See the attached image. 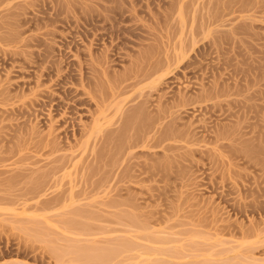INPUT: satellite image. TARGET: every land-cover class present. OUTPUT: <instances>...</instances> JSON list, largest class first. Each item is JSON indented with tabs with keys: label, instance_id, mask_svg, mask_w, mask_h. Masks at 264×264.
Instances as JSON below:
<instances>
[{
	"label": "rangeland",
	"instance_id": "obj_1",
	"mask_svg": "<svg viewBox=\"0 0 264 264\" xmlns=\"http://www.w3.org/2000/svg\"><path fill=\"white\" fill-rule=\"evenodd\" d=\"M97 1L0 0V264H264L263 0Z\"/></svg>",
	"mask_w": 264,
	"mask_h": 264
},
{
	"label": "bare ground",
	"instance_id": "obj_2",
	"mask_svg": "<svg viewBox=\"0 0 264 264\" xmlns=\"http://www.w3.org/2000/svg\"><path fill=\"white\" fill-rule=\"evenodd\" d=\"M98 1H99V0H98ZM98 1H97V2H98ZM102 1H103V0H102ZM233 1H234V0H233ZM251 1H252V0H251ZM255 1H256V2H258V1L260 2L261 0H255ZM255 1H254V2H255ZM78 2H79V1H78ZM263 2H264V0H263ZM207 3H208V2H207ZM72 4H73V3H72ZM227 4H228V3H227ZM56 5H57V4H56ZM60 5H61V4H60ZM233 5H234V4H233ZM255 5H257V3H256ZM228 6H230V4H229ZM228 6H227V7H228ZM61 7H62V6H61ZM69 7H70V6H69ZM227 7H226V8H227ZM236 7H237V6H236ZM239 7H240V6H239ZM244 7H245V4H244L243 8H244ZM248 7H249V6H248ZM73 8H74V7H73ZM233 8H234V7H233ZM233 8H231V9H233ZM6 9H7V8H6ZM25 9H26V8H25ZM56 9H57V8H56ZM68 9H69V8H68ZM101 9H102V8H101ZM181 9H182V7H181ZM224 9H225V8H224ZM63 10H65V9H63ZM113 10H114V9H113ZM233 10H234V9H233ZM65 11H66V10H65ZM163 11H164V10H163ZM229 11H230V10H229ZM60 12H61V11H60ZM183 13H184V11H183ZM213 13H214V12H213ZM217 13H218V12H217ZM82 14H83V13H82ZM99 14L101 15V13H99ZM179 14H180V18L184 16V14H183V16H182V10H180V13H179ZM89 15H90V14H89ZM89 15H88V16H89ZM94 15H97V14H94ZM221 15H222V14H221ZM55 16H56V15H55ZM88 16H87V17H88ZM108 16H109V15H108ZM108 16H105V17H108ZM118 16H119V15H118ZM1 17H2V16H1ZM57 17H58V14H57L56 18H57ZM103 17H104V16H103ZM2 18H3V17H2ZM83 18H84V16H83ZM94 18H95V17H94ZM94 18H93V19H94ZM96 18H97V17H96ZM98 18H99V17H98ZM100 19H102V18H100ZM215 19H216V18H215ZM98 20H99V19H98ZM84 21H85V20H84ZM92 21H93V20H92ZM98 23H100V22L98 21ZM105 24H106V23H105ZM88 25H89V24H88ZM117 26H118V25H117ZM84 27H85V26H84ZM95 29H96V28H95ZM99 29H100V28H99ZM105 30H106V29H105ZM11 32H12V31H11ZM97 32H98V31H97ZM112 32H113V31H112ZM93 34H94V33H93ZM90 35H91V34H90ZM100 35H101V34H100ZM3 37H4V36H3ZM6 37H7V36H6ZM87 38H88V37H87ZM0 39H1V38H0ZM24 39H25V38H24ZM39 39H40V38H39ZM90 39H91V38H90ZM2 40H3V39H2ZM6 40H7V39H6ZM6 40H3V41H6ZM14 40H15V39H14ZM28 40H29V39H28ZM45 40H46V38H45ZM19 41H20V39H19ZM89 42H90V41H89ZM118 46H119V45H118ZM115 48H116V47H115ZM131 49H133V48H131ZM8 51H9V50H8ZM102 52H103V51H102ZM109 53H110V52H109ZM176 53H177V52H176ZM183 53H184V52H183ZM18 54H19V53H18ZM24 54H25V53H24ZM106 54H107V53H106ZM106 54H105V58L108 59L109 56L107 55V57H106ZM180 54H181L180 57L176 59L177 64L179 65V64H181V63H184L185 66L188 65L189 62H187V60H186L185 58H187L189 54L187 53V55H186V52H185V54H182V53L180 52ZM89 55H90V54H89ZM100 55H101V54H100ZM177 56H178V55H177ZM98 57H99V56H98ZM43 58H44V57H43ZM101 58H104V56L101 57ZM105 58L102 59V60L104 61ZM22 59H23V58H22ZM32 59H33V58H32ZM41 59H42V58H41ZM45 59H46V58H45ZM107 59H106V60H107ZM102 60L100 59V61H99V60H98V61L101 63ZM106 60H105V61H106ZM32 61H33V60H32ZM113 61H114V60H113ZM77 62H78V61H77ZM90 62H91V61H90ZM107 62H109V59L107 60ZM139 62H140V61H139ZM176 62H175V63H176ZM97 63H98V62H97ZM103 63H106V62H103ZM58 64H59V63H58ZM107 64H108V63H107ZM110 64H111V62H110ZM167 64H168V63H167ZM98 65H99V63H98ZM174 65H175V64H174ZM99 66H103V64L101 63ZM99 66H96V67H97V70H98V67H99ZM108 66H109V65H108ZM96 67H94V68H96ZM94 68H93V70H94ZM101 68H102V67H101ZM104 68H105V67L103 66V69H104ZM149 68H150V67H149ZM153 68H154V67H153ZM105 69H106V68H105ZM132 69H133V68H132ZM100 70H102V69H100ZM152 70H154V69H152ZM75 71H76V70H75ZM102 71H103V70H102ZM104 71H105V70H104ZM141 71H142V70H141ZM155 71H156V70H155ZM158 71H159V70H158ZM100 72H101V71H99V73H100ZM111 72H112V71H111ZM114 72H115V71H114ZM126 72H127V71H126ZM151 72H153V71H151ZM79 73H80V72H79ZM105 73H106V72H105ZM108 73H109V72H108ZM153 73H154V72H153ZM97 74H98V73H97ZM134 74H136V73H134ZM144 75L146 76V74H144ZM86 76H87V75H86ZM102 76H103V74H102ZM147 76H149V75H147ZM150 76H152V75H150ZM150 76H149V77H150ZM91 77H92V76H91ZM91 77H88V78H87V81H89V80L91 81V80L93 79L94 76H93L92 78H91ZM103 77H104V76H103ZM80 78H81V77H80ZM104 78H105V77H104ZM126 79H127V78H126ZM162 79H163V75H162V77H158V79H155V81L153 80L152 83L150 82V84H148V85L146 86V89L149 90V91H153V90H155L156 88L158 89V87H156V86H158L157 84H158L160 81H162ZM84 80H85V79H84ZM93 80H94V79H93ZM93 80H92L91 84L94 83ZM102 80H103V79H102ZM127 80H128V79H127ZM127 80H124V83H125ZM57 81H58V80H57ZM119 81H120V80H119ZM121 81H122V80H121ZM121 81H120V82H121ZM139 81H140V80H139ZM139 81L135 80V81H132V82H130V83H127V84H125V85H123V86H117V87H115V85L118 84V83L116 82V84L114 83V84H115L114 86L112 85V86H113L112 89H111V88L108 89L109 92H107V93H110V90H111V93H110V94H111V95H110L111 98H113V99H115V100H116L117 98H119V100L117 99V100L119 101V106H118V108H117V112L121 113V115H123V116L125 117V118L123 117V119H125V121H126V119L129 120L130 114L133 116L134 112L136 113V110L134 111V109H132V110L130 111V112L134 111L133 114L130 113V112L128 111L129 109L126 110V111L124 110V104H123V103L125 102L126 99L129 98V97L127 98V95H126V94L128 93V88H130V87H136V85L139 83ZM76 82H77V81H76ZM89 83H90V82H89ZM105 83H106V82H105ZM124 83H123V84H124ZM156 83H157V84H156ZM55 84H56V83H55ZM60 84H61V83H60ZM68 84H69V83H68ZM91 84H90V85H91ZM100 84H101V83H100ZM120 84L122 85V83H120ZM120 84H119V85H120ZM106 85H107V84H106ZM108 85H109V83H108ZM213 85H214V84H213ZM102 86H103V85H102ZM112 86H109V87H112ZM204 86H205V85H204ZM109 87H108V88H109ZM144 87H145V86H144ZM218 87H219V86H218ZM218 87H216V88L214 89V91L212 92V96H214V97L216 96L217 98H219V97H221V96H224V95L226 94V91H224L223 88H218ZM99 88L101 89V86H100ZM102 89H103V87H102ZM228 89H229V88H228ZM42 90H43V89H42ZM46 90H47V89H46ZM106 90H107V89H106ZM225 90H226V89H225ZM81 91H82V90H81ZM101 91H102V90H101ZM101 91H100V92H101ZM143 91H144V90H143ZM51 92H52V91H51ZM53 92H54V91H53ZM68 92H69V91H68ZM102 92H103V91H102ZM129 92H130V91H129ZM210 92H211V91H210ZM227 92H229V91L227 90ZM76 93H77V92H76ZM82 93H83V92H82ZM91 93H92V91H91ZM91 93L88 91V95H87V96H90V98H91L92 100H95L97 105H98V103L100 104V103L103 101V100L101 101V99H103L104 97H102L101 95L98 96V95H96V94L93 95L94 93H93V94H91ZM107 93H106V94H107ZM224 93H225V94H224ZM46 94H47V93H46ZM74 94H75V93H74ZM83 94H84V93H83ZM101 94H102V93H101ZM209 94H210V93H209ZM209 94H205L204 96H203V95H202V96L199 95V96H200V100H201V99H203V100L206 99V100H207L208 97H211V96H210L211 94H210V95H209ZM223 94H224V95H223ZM69 95H70V94H69ZM104 95H105V94H104ZM206 95H209V96H206ZM227 95H228V94H227ZM106 96H107V95H105V97H106ZM139 96H140V94H139ZM66 97H67V96H66ZM107 97H108V96H107ZM195 97H196V96H195ZM182 98H184V97H182ZM197 98H198V96H197ZM187 99H188V98H187ZM189 99H190V98H189ZM195 99H196V98H195ZM198 99H199V98H198ZM209 99H210V98H209ZM65 100H66V99H65ZM77 100H78V99H77ZM83 101H84V98H83L82 100H80L78 103H81V102H83ZM90 101H91V100H90ZM104 101L106 102L107 100H104ZM118 101H117V102H118ZM193 101H194V100H193ZM66 102H67V101H66ZM75 102H76V101H75ZM85 102H86V101H85ZM191 102H192V101H191ZM61 103H63V102H61ZM180 103H181V102H180ZM65 104H67V103H65ZM101 104H102V103H101ZM103 104H104V103H103ZM103 104H102V106H103ZM223 104H224V103H223ZM104 105H105V104H104ZM136 105H137V104H136ZM236 105H237V104H236ZM236 105H235V106H236ZM238 105H240V104H238ZM213 106H214V105H213ZM73 107H74V106H73ZM76 107H77V106H76ZM106 107H107V106H106ZM177 107H178V106H177ZM65 108H66V107H65ZM101 108H103V109H101ZM101 108H100V111L97 110V111H98V115H96L97 111H96V113L94 114V116H96V118L94 119V121H95V123H97V124H96L97 129L101 128L100 125H102V122H103V124L106 123L105 126L102 125V127L104 126V128H105L106 126L109 127L110 124H111V122H112V121H111L112 118H109V116H108V115H109V114H108L109 109H107V108L104 109L105 107H101ZM141 108H142V107H141ZM214 108H215V107H214ZM214 108H213V109H214ZM221 108H222V107H221ZM241 109H242V108H241ZM139 110H140V109H138L137 111L139 112ZM226 111H227V110H226ZM128 112H129L130 114H129ZM138 112H137V114H138ZM140 112H141V111H140ZM212 112H213V110H212ZM67 113H68V112H67ZM142 113H143V112H142ZM106 114H107V116H106ZM70 116H71V115H70ZM98 116H102V118H101V117L99 118ZM231 116H232V115H231ZM92 117H93V116H92ZM136 117H137V116L135 115L134 118H136ZM108 118H109V119H108ZM104 119H105V122H104V121H101V120H104ZM132 119H133V118H132ZM106 120H107V122H106ZM97 121H98L99 123L101 122V124L98 125V122H97ZM125 121H124V122H125ZM132 121H133V120H132ZM141 121H142V120H141ZM124 122H123V123H124ZM239 122H240V121H239ZM93 123H94V122H93ZM112 123H113V122H112ZM123 123H122V124H123ZM125 123H126V122H125ZM113 124H114V123H113ZM122 124H121V125H122ZM126 124H128V123H126ZM94 125H95V124H94ZM94 125H92V127H90V130H89V134H88V135L91 134L90 131H91V128H93ZM121 125H120V128H122ZM136 125H137V124H136ZM237 125H238V124H237ZM90 126H91V125H90ZM98 126H99V127H98ZM112 126H113V125H112ZM126 126H127V125H126ZM123 127H124V126H123ZM133 127H134V126H133ZM237 127H238V126H237ZM118 128H119V127H118ZM138 128H139V127H138ZM36 129H37V128H36ZM88 129H89V128H88ZM93 129H94V128H93ZM93 129H92V130H93ZM101 129H102V128H101ZM115 129H116V128H115ZM123 129H124V128H123ZM27 130H28V129H27ZM39 130H40V129H39ZM99 130H100V129H99ZM103 130H104V129H103ZM240 130H241V129H240ZM93 131H94V130H93ZM100 131L102 132V130H100ZM100 131H98V133H101ZM104 131H106V130H104ZM113 131H114V130H113ZM117 131H118V130H117ZM142 131H143V129H142ZM218 132H219V131H218ZM230 132H231V131H230ZM235 132H236V131H235ZM87 133H88V132H87ZM96 133H97V132H96ZM107 133H108V132H107ZM111 133H112V132H111ZM222 133H223V132H222ZM109 134H110V132H109ZM112 134H113V133H112ZM86 135H87V134H86ZM104 135H105V138H106V134H104ZM104 135H103V136H104ZM133 135H134V134H133ZM217 135H218L217 138H221V139H222V138L225 139V138L228 137V136L226 137V134H224V135H222V134H217ZM228 135H229V134H228ZM101 136H102V134L100 135V137H101ZM130 136H131V135H130ZM229 136H230V135H229ZM87 137H88V141H89V138H90V137H89V136H87ZM124 137H125V139H126V135H125ZM124 137H123V138H124ZM133 137H134V136H133ZM135 137H136V136H135ZM32 138H33V137H32ZM117 138H118V137H117ZM120 138H121V137H120ZM127 138L129 139L128 136H127ZM137 138H138V136H137ZM139 138L141 139L142 137H139ZM139 138H138V139H139ZM160 138H161V137H160ZM94 139H96V138L94 137ZM125 139H123L124 141L122 142V144L125 142ZM138 139L135 138V140H138ZM142 139H143V138H142ZM157 139H158V137H157ZM126 140H127V139H126ZM88 141L85 140L86 144H85V146H83V149H84V147H85V150H86V147L89 146V145H88V144H89ZM108 141H109V140H108ZM140 141H141V140H140ZM140 141L138 140V142H140ZM142 141H143V140H142ZM221 141H222V140H221ZM37 142H38V141H37ZM39 142H40V141H39ZM49 142H50V141H49ZM49 142H48V143H49ZM83 142H84V141H83ZM96 142H97V141H96ZM136 142H137V141H136ZM158 142H159V140H158ZM48 143H47V146H48ZM116 143H117V142H116ZM82 144H83V143H82ZM95 144H96V143H95ZM106 144H107V143H106ZM122 144H121V145H122ZM133 144H134V142H133ZM133 144H132V146H133ZM156 144H157V141H156ZM217 144H218V143H217ZM35 145H36V144H35ZM83 145H84V144H83ZM86 145H87V146H86ZM108 145H109V144H108ZM121 145L119 144V148L117 147L118 150L120 149V147L123 148V145H124V144H123L122 146H121ZM134 145H135V144H134ZM32 146H33V145H32ZM43 146H44V145H43ZM47 146H46V147H47ZM24 147H25V146H24ZM24 147H22L23 150H24ZM27 147H28V146H27ZM35 147H36V146H35ZM41 147H42V146H41ZM41 147H40V148H41ZM37 148H38V147H37ZM42 148H44V147H42ZM42 148H41V150H42ZM114 148H116V147H114ZM117 148H116V150H117ZM124 148H125V146H124ZM133 148H134V147H133ZM26 149H28V148H26ZM32 149H33V148H32ZM38 149H39V148H38ZM112 149H113V148H112ZM34 150H35V149H34ZM121 150H122V149H120L119 151H121ZM126 150H127V149H126ZM35 151H36V150H35ZM18 152H20V151H18ZM101 152H102V151H101ZM101 152H99V153H101ZM110 152H111V151H110ZM113 152H114V149H113ZM121 152H122V151H121ZM124 152H125V150H124ZM91 153H92V152H91ZM117 153H118V152H117ZM97 154H98V153H97ZM109 154H110V153H109ZM106 155H107V154H106ZM111 155H112V154H111ZM114 155H116V151H115ZM78 156H79V155H78ZM96 156H97V155H96ZM112 156H113V155H112ZM115 157H116V156H115ZM56 158H58V157H56ZM62 158H64V157H62ZM62 158L60 157L59 159H56V160L53 159V160H55L54 163L60 160V163H61V164H64L65 162H61V161H62V160H61ZM87 158H88V157H87ZM6 159L8 160L9 157L6 158ZM19 159H20V158H19ZM22 159H23V158H22ZM25 159H26V158H25ZM70 159H71V158H70ZM97 159H98V158H97ZM114 159H115V158H114ZM114 159H113V161H114ZM4 160H5V159H4ZM17 160H18V159H17ZM17 160H16V161H17ZM26 160H27V159H26ZM66 160H67V159H66ZM110 160H111V159H110ZM117 160H118V159H117ZM124 160H125V159H124ZM5 161H6V160H5ZM108 161H109V160H108ZM111 162H112V161H111ZM127 162H128V161H127ZM57 163H58V162H57ZM72 163H74V161H73ZM72 163H71V164H72ZM103 163H104V162H103ZM164 163H165V162H164ZM32 164H33V163H32ZM61 164H60V166H61ZM109 164H111V163H109ZM112 164H113V163H112ZM119 164H120V163H119ZM1 165H2V164H1ZM65 165H66V164H65ZM102 165H103V164H102ZM62 166H63V165H62ZM141 166H142V165H141ZM57 167H58V166H57ZM58 168H59V167H58ZM62 168H63V167H62ZM62 168H61V169H62ZM36 169H37V168H36ZM55 169H56V168H55ZM61 169H60V170H61ZM94 171H95V170H94ZM53 172L55 173V170H54ZM57 172H58V171H57ZM60 172H61V171H60ZM45 174H46V173H45ZM46 175H48V174H46ZM46 175H44V174H43V176L40 175V176H41L40 178H42V177L44 178ZM52 175H53V174H52ZM54 175H55V174H54ZM54 175H53V176H54ZM72 175H73V174H72ZM72 175H71V176H72ZM48 176H49V175H48ZM63 176H65V175H63ZM63 176L61 175V177H63ZM74 176L77 177L76 175H74ZM86 176H87V175H86ZM46 177H47V176H46ZM68 177H69V176H68ZM75 177H72V178L74 179ZM82 177H83V176H82ZM128 177H129V175H128ZM33 178H34V177H33ZM49 178H50V177H49ZM63 178H65V177H63ZM63 178H61V179H63ZM69 178L72 179L71 177H69ZM77 178H78V177H77ZM75 179H76V178H75ZM82 179H83V178H82ZM52 180H53V179H52ZM50 181H51V180H50ZM54 181H55V180H54ZM95 181H96V180H95ZM98 181H99V179H98ZM98 181H96V182L98 183ZM102 181H104V180H102ZM106 181H107V180H106ZM39 182L41 183V181H39ZM43 182H44V181H43ZM48 182H49V181H48ZM55 182H57V181H55ZM46 183H47V182H46ZM57 183H59V182H57ZM57 183H56V184H57ZM97 183H96V184H97ZM102 183H103V182H102ZM104 183H105V182H104ZM44 184H45V183H43V185H44ZM52 184H53V183H52ZM70 184H72V183H70ZM83 184H84V183H83ZM99 184H101V183H99ZM53 185H54V184H53ZM60 185H63V184H60ZM72 185H73V184H72ZM111 185H112V184H111ZM39 186H42V185H39ZM76 186H77V185H76ZM33 187H34V186H33ZM73 187H74V186H73ZM114 188H115V187H114ZM27 189H28V188H27ZM41 189H42V188H41ZM74 189H75V188H74ZM44 190H45V189H44ZM69 191H70V190H69ZM72 191H73V189H72ZM56 192H57V191H56ZM34 193H35V192H34ZM43 193L46 194V192H43ZM71 193H72V192H71ZM71 193H70V194H71ZM31 194H32V190H31ZM72 195H73V193H72ZM72 195H71V197H72ZM40 196H41V195H40ZM57 196H58V195H57ZM61 196H62V195H61ZM68 196H69V195H68ZM68 196H67V197H68ZM52 197H53V196H52ZM69 197H70V196H69ZM69 197H68V198H69ZM73 197H74V196H73ZM73 197H72L71 199H73ZM64 198H65V197H64ZM68 198H67V199H68ZM74 198H75V197H74ZM53 199H55V197H54ZM117 199H118V198H117ZM51 200H52V199H51ZM51 200H50V201H51ZM59 200H60V199H59ZM48 201H49V200L45 201V203L43 202V204H45V206H46V203H48ZM113 201H114V200H113ZM53 202H54V201H53ZM109 203H110V202H109ZM111 203H112V202H111ZM129 203H130V202H129ZM107 204H108V203H107ZM113 204H114V203H113ZM116 204H117V203H116ZM123 204H125V203H123ZM123 204H120V205H123ZM47 205H48V204H47ZM64 205H65V204H64ZM110 205H112V204H110ZM120 205H119V206H120ZM128 205H129V204H128ZM130 205H131V204H130ZM45 206H44V207H45ZM48 206H49V205H48ZM59 206H60V205H59ZM53 207H54V206H53ZM55 207H56V206H55ZM60 207H61V206H60ZM46 209H47V208H46ZM123 210H124V209H123ZM77 211H79V210H77ZM119 211H122V210H119ZM119 211H118V212H119ZM69 212H71V211H69ZM72 212H73V210H72ZM72 212H71V213H72ZM74 212L76 213L75 210H74ZM86 212H87V211H86ZM106 212H107V211H106ZM115 212H116V211H115ZM115 212H114V213H115ZM123 212H124V211H123ZM123 212L121 213V217H122V218H124V217L126 218V214H125V213H128V214L131 213V212L129 213V211L126 212V210H125V213H123ZM75 213H74V214H75ZM82 213H83V212H82ZM82 213H80V211H79V213H77V215H78V214L81 215ZM84 213H85V212H84ZM84 213H83V214H84ZM147 213H148V212H147ZM83 214H82V215H83ZM115 214H117V212H116ZM119 214H120V213H119ZM137 214H138V213H137ZM117 215H118V214H117ZM115 216H116V215H115ZM136 216H138V215H136ZM136 216H134L135 218L133 217L134 220H137V217H136ZM141 216H143V215L141 214ZM141 216H140V214H139L138 217H141ZM112 217H114V216H112ZM121 217H120V218H121ZM127 217H128V216H127ZM129 217H132V216H129ZM86 218H87V217H86ZM145 218H146V217H145ZM115 219H116V218H115ZM117 219H118V218H117ZM117 219H116V221H117ZM130 219H131V218H130ZM139 219H141V218H139ZM142 219H143V218H142ZM131 220H132V219H131ZM113 221H114V219H113ZM124 221L126 222L125 224L128 223V225L130 224V226L137 227V228L139 229V232H138V233H140V234H141L140 230L142 231V229H144V228H145V230H147L146 228H148V227H147L148 225H147L146 223H145V225H147L146 227H143V226H142V224L144 223L145 220H144V221L141 220V222L143 221V223H142V224H137V225H132L133 222H131V223H132V224H131V223H129L130 220L127 221V219H126V220L124 219ZM68 222H69V221H68ZM122 222H123V221H122ZM135 222H136V221H135ZM135 222H134V223H135ZM114 223H115V221H114ZM136 223H140V222H138V220H137ZM136 223H135V224H136ZM69 224L72 225V223H69ZM123 224H124V222H123ZM73 225H74V224H73ZM83 227H84V228H83V229H80V230H85V228L88 229V226L86 227V226L84 225ZM121 227H122V226H121ZM124 229H125V228H124ZM149 229H150V228H149ZM126 230H127V229H126ZM145 230H144V231H145ZM86 231H87V230H86ZM84 232H85V231H84ZM84 232H82V233H84ZM85 233H86V232H85ZM135 233H137V232H135ZM138 233H137V234H138ZM123 239H125V238H123ZM125 240H126V239H125ZM127 240H129V239L127 238ZM117 241H118V240H117ZM119 241H121V240H119ZM113 242H114V240H113ZM115 242H116V241H115ZM123 242H124V243H123ZM130 242H132V240H130ZM121 243H122V244H121ZM121 243H120V244H121V246H122L123 251H122V250H121V251L119 250V252H117V253H120V252H122V253H123V252H126V251H127L126 249L129 250V249H131V248L133 247V245H134V244L131 245L130 243L125 242L124 240H122ZM133 243H134V242H133ZM114 244H116V243H114ZM88 246L90 247L91 245H88ZM113 246H115V245H113ZM118 246H119V245H118ZM118 246L116 245V246L114 247V248H115V249H114L115 251L117 250V248H119V247L121 248V246H119V247H118ZM73 247L80 249V248H79L80 246H79V247H78V246H73ZM84 247H87V245L84 246ZM89 247H88V248H89ZM88 248H82V250H81V251H83L84 249H86V250L83 251V252H85L84 254H85L86 257H84V255H83L82 252L80 251L83 257H82L81 255H78V256H77L78 259H79V257H80V259H79L80 261H79V262H81V263H83V262H84V263H85V262H88V261H89L88 259L90 258V256L92 257V255H91V248H90V249H88ZM107 248H108V247H107ZM96 249H98V248H96ZM132 249H133V248H132ZM134 249H135V248H134ZM87 250H88V251L90 250V252H88ZM124 250H126V251H124ZM75 251H76V250H75ZM77 251H79V250H77ZM86 251H87V252H86ZM98 251H99V250H98ZM98 251H97V252H98ZM100 251H101V250H100ZM103 251H108V250H106V248H105L104 250H102V253L99 252V253L101 254L100 257H99L100 254L98 255L99 258H102V256L105 255V254H103ZM109 251H110V249H109ZM109 251H108V252H109ZM153 251H154V250H153ZM168 251H170V253H168L169 255H164V256H167V258H165V260H166L165 262H167V263L169 262V261H167V259H170V258H168V257L171 256V253H173V255H174V252H175L176 250H174V252H173V250H168ZM179 251H180V250H179ZM179 251H177V253H178ZM163 252H164V251H163ZM86 253H87V255H86ZM92 253H93V252H92ZM104 253H105V252H104ZM106 253H107V252H106ZM114 253L116 254V252H114ZM122 253H121V254H122ZM141 253H142V252H141ZM141 253H139L138 256H140ZM153 253L155 254V251H154ZM160 253L162 254V252H160ZM164 253H166V252H164ZM181 253L183 254V251H182ZM186 253H188V252H186ZM79 254H80V253H79ZM115 254L113 255V253H112L111 255H112V256H116ZM121 254H120V255H121ZM124 254H125V253H124ZM143 254H144V253H143ZM146 254H147V253H146ZM146 254H145V255H146ZM150 254L153 255L152 253H150ZM157 254H158V252L156 253V255H157ZM175 254H176V253H175ZM184 254H185V253H184ZM141 255H142V254H141ZM173 255H172V256H173ZM177 255H178V258H179V257H180V256H179L180 254H176V255H174L173 257H175V256H177ZM185 255H186V254H185ZM106 256H108V255H106ZM117 256H118V255H117ZM117 256H116V257H117ZM138 256H137V257H138ZM172 256H171V259H170V260H171L170 263L173 261V260H172V258H173ZM189 256H191V257H189ZM189 256H187V257H189V258H192V257H193V255H189ZM197 256H198V255H197ZM197 256H195V257L197 258ZM199 256H200V255H199ZM81 257L84 258L85 261H81ZM116 257H115V258H116ZM181 257H185V256H181ZM181 257H180V258H181ZM85 258H88V259H85ZM175 258H176V257H175ZM185 258H186V257H185ZM185 258H184V260H185ZM105 259H107V258H105ZM111 259H112V257H111L110 259H108V260H111ZM113 259H114V258H113ZM149 259H150V258H149ZM162 259L164 260V258H162ZM173 259H174V258H173ZM181 259H182V258H181ZM181 259H180V260H181ZM187 259H188V258H187ZM192 259H193V258H192ZM229 259H230V258H229ZM86 260H88V261H86ZM97 260H98V259H97ZM101 260H102V259H101ZM101 260L99 259L100 262H101ZM108 260H107V261H108ZM176 260H177V259H176ZM91 261H93L92 258L90 259V262H89L88 264H90ZM94 261H95V260H94ZM105 261H106V260H105ZM211 261H212V260H211ZM224 261H225V260H224ZM229 261H230V260H229ZM95 262H96V261H95ZM154 262H155V261H154ZM157 262H158V261H157ZM173 262H176V261H173ZM204 262H205V261H204ZM204 262H203V263H204ZM207 262H208V261H207ZM207 262H205V264H206ZM150 263H152V261H150ZM170 263H169V264H170ZM190 263H192V262H190ZM190 263H189V264H190ZM193 263H195V262H193ZM193 263H192V264H193ZM198 263H199V262H197V264H198ZM85 264H86V263H85ZM98 264H99V262H98ZM172 264H174V263H172ZM176 264H177V263H176ZM180 264H182V263H180ZM200 264H201V263H200ZM208 264H209V262H208ZM214 264H215V263H214ZM220 264H221V263H220ZM227 264H240V263H237V262H234V261H233L232 263L230 262V263H227ZM241 264H242V263H241Z\"/></svg>",
	"mask_w": 264,
	"mask_h": 264
}]
</instances>
